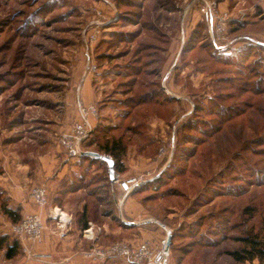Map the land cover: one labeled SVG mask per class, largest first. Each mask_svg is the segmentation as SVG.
<instances>
[{
  "label": "rangeland",
  "instance_id": "374dc122",
  "mask_svg": "<svg viewBox=\"0 0 264 264\" xmlns=\"http://www.w3.org/2000/svg\"><path fill=\"white\" fill-rule=\"evenodd\" d=\"M208 7L219 18L213 31ZM94 29L97 41L88 46ZM140 71L129 85L127 76ZM85 76L99 122L116 125L110 136L127 141L125 163L145 157L156 165L114 172V183L103 167L83 163L77 175L94 211L111 184L145 181L127 195L145 210L143 233L170 232L167 264H264L232 255L248 238L264 245V0H0V175L11 157L32 165L57 145L65 119H75L74 86ZM153 90L175 101L171 109L135 106ZM126 111L131 116L121 119ZM48 218L47 227H57L58 214ZM130 239L89 249L143 242Z\"/></svg>",
  "mask_w": 264,
  "mask_h": 264
},
{
  "label": "crops",
  "instance_id": "0c3cea01",
  "mask_svg": "<svg viewBox=\"0 0 264 264\" xmlns=\"http://www.w3.org/2000/svg\"><path fill=\"white\" fill-rule=\"evenodd\" d=\"M76 88L79 89L81 100L84 103L95 104L97 98L93 92V81L90 76H85L80 83L74 86V89ZM74 89L70 90L74 94L73 108ZM73 114L75 118L76 109ZM70 124L71 122L66 118L60 131L67 130ZM49 146L50 150L35 158L32 165L29 164L31 160L29 161L30 157L27 156H15L6 163L4 161L2 165L5 173L0 175V188L5 191L8 198H11L14 205L20 207L21 217L36 212V208L28 198L30 186L33 184L46 185L51 204L47 209L41 211L44 227L46 223L43 243L27 247L31 252L43 255L45 258L42 260L29 259L21 247V253L12 260L4 258V251H2L0 264H92L81 256V252L90 247H98L115 241L130 242V236H136V234L139 241L143 242L145 240L155 242L154 239L158 242L161 239V231L165 233L167 230L163 226L148 235L146 232H142L139 225L149 223L146 216H142L145 210L136 197L125 194L122 184L113 186L111 184L106 197L99 195L98 212L96 208L95 211L92 208L95 201L94 196H90L85 188L67 192L69 188L77 187L73 185L75 183L73 180L81 169L78 167V160H67L57 145L50 144ZM125 165L129 169L125 174H119L122 177L133 174V171L136 169L138 171L144 166H156L149 164L145 157H139L137 161L129 159ZM101 201H105L104 204L100 203ZM119 203L122 204V216L118 213ZM105 206L107 209L104 208ZM84 209H86L87 216L85 219L79 220L85 212ZM55 212L58 214L59 220H55L53 223H56L57 227H47L49 221L45 220L48 218V213L55 214ZM135 217H143L139 223L135 222L137 226L129 223ZM11 225L12 223L9 221L1 220L0 233L11 235ZM130 227L135 228L130 229Z\"/></svg>",
  "mask_w": 264,
  "mask_h": 264
},
{
  "label": "built area",
  "instance_id": "2783aa9c",
  "mask_svg": "<svg viewBox=\"0 0 264 264\" xmlns=\"http://www.w3.org/2000/svg\"><path fill=\"white\" fill-rule=\"evenodd\" d=\"M205 15H208L210 21V29L212 30L214 21L219 19L217 15L213 14V10L209 7L203 10ZM213 31V30H212ZM221 29L218 30V33ZM97 30H92L86 36V44L92 46L98 38ZM89 59V54H87ZM89 62V60H88ZM95 66L91 65L87 68V73L90 75L95 72ZM76 117L71 122L69 128L61 132L57 136V146L67 159H77L83 155V146L85 141L89 138L97 120L99 119V110L94 104H86L80 98H77L75 105ZM111 159L109 156H107ZM136 179H128L126 182L127 195L129 191L135 186L142 184L145 181L139 182ZM114 183H119L115 177ZM112 182V183H113ZM47 188L40 184L31 188L29 197L32 200L35 213L27 214L20 222L11 225V233L21 244L23 252L29 259L42 260L43 255H36L27 247L28 245H41L43 240V233L45 230L42 210L48 206ZM57 215H55V218ZM54 218V219H55ZM166 235L169 233L166 230ZM84 260L101 264L108 260L120 259L127 264H167L170 257L168 250V239L166 236L160 240L159 243L152 241H145L139 243H120L116 242L105 248H91L81 254Z\"/></svg>",
  "mask_w": 264,
  "mask_h": 264
},
{
  "label": "trees",
  "instance_id": "16d2710c",
  "mask_svg": "<svg viewBox=\"0 0 264 264\" xmlns=\"http://www.w3.org/2000/svg\"><path fill=\"white\" fill-rule=\"evenodd\" d=\"M209 46V45H208ZM157 64V62H155ZM128 70V69H127ZM129 70L133 71L136 70L132 66H129ZM155 72V71H151ZM147 73V76H155L153 73ZM141 71L137 74L134 73L132 75H129L127 83L129 85H134L137 81L138 76L140 75ZM153 74V75H152ZM130 89V88H128ZM130 91V90H129ZM161 91L153 90L152 92L144 93L138 98L137 102L135 103V106L137 108H140L142 105L143 106H162L165 109L168 108L171 109L173 106L172 104L175 103V101L172 98H167L163 96H159L161 94ZM161 97V98H160ZM129 106H133V101H129ZM96 106V105H95ZM99 110V109H98ZM100 112V111H99ZM123 118L130 117L131 114L130 112L126 111L124 114ZM100 117V115H99ZM149 117V116H148ZM100 119V118H99ZM117 126H105L101 120L97 121L95 124L91 134L89 135V138L85 141L84 146H83V155L80 156L79 158L75 159L78 160V167L81 169L83 168V163L85 164H96L97 166L103 167V171H105L106 175L103 177L105 178V181L108 182V168L106 163L101 160V159H91L86 155L87 151L89 148L92 146V144H95L97 146L96 152L97 154L101 155H108L111 158V161L113 162L114 166V172L118 174H124L126 172V166H125V158L127 156V151H126V145L127 141H125V138L123 136H110V134L114 131H117L118 129L116 128ZM129 140V139H127ZM102 141V142H101ZM82 163V164H81ZM1 172V169H0ZM75 183L73 185H76L77 187L69 188V191H77L78 189H82L83 186H80V181H82V176L80 175H75L74 180ZM159 182V181H158ZM157 182V183H158ZM84 189V188H83ZM48 193V192H47ZM92 196V194H89ZM48 197V195H47ZM49 199V197H48ZM93 206V205H92ZM86 209H84L85 211ZM20 212V207L14 205L12 203L11 198H8L5 191H3L0 188V213H2L6 218L7 221L10 223L16 224L21 221L22 217ZM87 216L86 211L82 214L81 218L79 220L85 219ZM84 228L86 227V224L83 225ZM146 226V224L143 225V227ZM135 227H130V229H134ZM129 229V230H130ZM172 236H170L171 238ZM172 239V238H171ZM245 243V248L241 250V252H234L232 255L234 259L238 262H251L255 259H258L260 261H263L264 259V245H262L260 242H258L255 239L248 238L247 240L244 241ZM171 244V242H170ZM168 244V246L170 245ZM4 251V258L7 260H12L16 258L20 253H21V244L17 241V239L12 235H7V234H2L0 233V253Z\"/></svg>",
  "mask_w": 264,
  "mask_h": 264
},
{
  "label": "water",
  "instance_id": "95a60500",
  "mask_svg": "<svg viewBox=\"0 0 264 264\" xmlns=\"http://www.w3.org/2000/svg\"><path fill=\"white\" fill-rule=\"evenodd\" d=\"M88 156H91L92 158L95 159H101L103 160L106 165L108 166V179L109 181L113 180L114 177V166H113V162L111 161V159H109L107 156L105 155H100V154H96V153H86ZM122 187L124 188V190H127V186L126 184H122ZM166 238L168 239V241L170 240V232L167 234Z\"/></svg>",
  "mask_w": 264,
  "mask_h": 264
},
{
  "label": "bare ground",
  "instance_id": "6f19581e",
  "mask_svg": "<svg viewBox=\"0 0 264 264\" xmlns=\"http://www.w3.org/2000/svg\"><path fill=\"white\" fill-rule=\"evenodd\" d=\"M55 211H57V210H55ZM56 213V212H55Z\"/></svg>",
  "mask_w": 264,
  "mask_h": 264
}]
</instances>
